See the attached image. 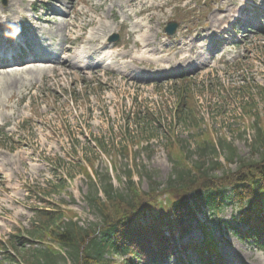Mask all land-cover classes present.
Instances as JSON below:
<instances>
[{
  "label": "rangeland",
  "instance_id": "374dc122",
  "mask_svg": "<svg viewBox=\"0 0 264 264\" xmlns=\"http://www.w3.org/2000/svg\"><path fill=\"white\" fill-rule=\"evenodd\" d=\"M37 1L60 7L58 0ZM242 1L148 0L162 4L155 9L154 20L145 19L153 27L151 50L145 52L142 42L135 43L142 36L130 31L131 20L120 27L123 18L119 14L112 30L119 34L118 48L111 64L102 70L77 72L60 64L43 76L37 74L17 82L11 90H2L0 238L8 240L11 234L35 231L38 208H63L83 227L99 222L86 198L91 182L83 169L91 160L104 178L109 167L114 187L126 195L129 174L141 191L166 186L174 165V152L167 148L172 141L178 142L191 164L206 158L210 171L219 176L236 170L240 160L258 158L255 145L259 131H264V32L239 22L236 31L241 42L235 45L233 37L225 38L221 30L212 35L210 20L212 13L223 18L228 5ZM9 2L0 0V20L16 10V3L7 9ZM65 3L61 6L69 12L67 17H45L50 23H62L63 33L74 44H78L85 27L93 25L87 23L98 24L101 15L108 14V0ZM45 11L40 9L33 16ZM145 16L139 15L134 21ZM170 19L180 21L173 36L164 31ZM22 25L27 26L25 21ZM185 59L194 62L173 68V62ZM181 93L186 102L179 115ZM203 131L210 134L216 150L212 146L205 152L197 149V134ZM231 145L235 149H230ZM231 154L236 157L234 162L227 160ZM216 161L221 165H215ZM111 163L116 168L111 169ZM239 206L237 201L226 199L219 214L204 207L199 211L200 221L206 231H214L227 264H243L241 255L249 257V261L244 258L249 264H264V249L241 238L242 226L234 221ZM205 238L206 232L194 220L184 241L203 242ZM33 239L34 248L42 247ZM26 246L21 254L30 263L27 255L34 248ZM5 250L8 253L11 248ZM197 257L189 254L188 261L194 263ZM163 264L176 261L171 258Z\"/></svg>",
  "mask_w": 264,
  "mask_h": 264
},
{
  "label": "trees",
  "instance_id": "16d2710c",
  "mask_svg": "<svg viewBox=\"0 0 264 264\" xmlns=\"http://www.w3.org/2000/svg\"><path fill=\"white\" fill-rule=\"evenodd\" d=\"M197 137L200 138L197 149L205 152L212 146L216 150L208 132L203 131ZM255 146L259 148L257 159L240 160L236 170L219 176L210 171L206 158L191 164L186 153L174 151L170 142L174 165L162 190L138 192L131 185L125 195L107 183L101 185L105 195L102 199L98 196L99 188L92 183L89 201L100 216L97 225L80 226L66 218L63 211H39V225L30 232V237L40 241L42 247L28 253L27 264H113L112 259L105 258L108 254L113 259L123 256L120 264H160L169 253L178 254L179 264H184L183 257H187L190 249L208 263L210 250L215 249L213 241L200 244L178 238L190 231L202 207L217 209L228 188L242 203L239 217L249 225L246 233L258 244H264V131H259ZM227 160L233 162L235 155H229ZM214 164L221 165L219 161ZM162 195L168 196L163 205L159 202ZM165 230L170 232L169 237L163 233ZM16 237L22 246L26 241L33 243L31 238ZM47 240L56 243L60 250L43 243Z\"/></svg>",
  "mask_w": 264,
  "mask_h": 264
},
{
  "label": "bare ground",
  "instance_id": "6f19581e",
  "mask_svg": "<svg viewBox=\"0 0 264 264\" xmlns=\"http://www.w3.org/2000/svg\"><path fill=\"white\" fill-rule=\"evenodd\" d=\"M137 3V4H135ZM159 6H161L159 4ZM13 7V2L7 5V9L9 10L10 8ZM128 7L133 8V12H135L136 15H142L146 14L145 18L141 20H137L133 23L132 25V31L141 33V41L144 43L145 47L150 46V35L153 33V27L149 26V24L145 21L147 19L149 22L155 19V9H156V4H149L148 0H130L128 3ZM129 15V13H127ZM8 18H11V12L7 14ZM223 18L218 17L216 14H212L211 16V21H212V26L217 25ZM205 33L202 34L204 36ZM138 42V41H137ZM147 51V50H146ZM164 57L162 56V59ZM139 59V58H137ZM136 58H132V61H135ZM188 60V59H187ZM4 66H11V61H4L2 62ZM6 63V64H5ZM31 70V69H30ZM42 74L45 73V71H48L47 69H42ZM30 71L26 69V72H21L17 69L13 70H0V94L2 90H11L12 88L15 87L17 82L23 83L28 76H26V73H29ZM5 76H10V79H4Z\"/></svg>",
  "mask_w": 264,
  "mask_h": 264
},
{
  "label": "clouds",
  "instance_id": "9594fccd",
  "mask_svg": "<svg viewBox=\"0 0 264 264\" xmlns=\"http://www.w3.org/2000/svg\"><path fill=\"white\" fill-rule=\"evenodd\" d=\"M18 29H17V32L16 33H12V34H10V38H15V35H18Z\"/></svg>",
  "mask_w": 264,
  "mask_h": 264
}]
</instances>
